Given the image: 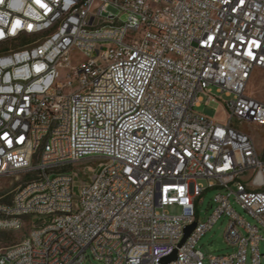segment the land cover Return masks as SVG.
I'll list each match as a JSON object with an SVG mask.
<instances>
[{"label": "built area", "instance_id": "1", "mask_svg": "<svg viewBox=\"0 0 264 264\" xmlns=\"http://www.w3.org/2000/svg\"><path fill=\"white\" fill-rule=\"evenodd\" d=\"M258 69L264 0H0V178H22L0 196V237L27 230L0 264H161L175 251L169 264H205L198 241L223 216L235 250L210 262L262 264L264 150L244 128H264V100L247 92ZM213 102L226 121L196 110Z\"/></svg>", "mask_w": 264, "mask_h": 264}, {"label": "rangeland", "instance_id": "2", "mask_svg": "<svg viewBox=\"0 0 264 264\" xmlns=\"http://www.w3.org/2000/svg\"><path fill=\"white\" fill-rule=\"evenodd\" d=\"M97 55V52L94 53ZM79 57L78 52H75L73 55L74 63H77V59ZM62 79H65V72L62 73ZM215 90V89H214ZM247 92L252 94L262 100H264V70L258 69L253 74ZM224 99L228 98L226 95H223ZM206 98V97H205ZM219 108V113L216 112L215 108ZM223 107L219 103H211L210 105H206L202 103L201 106L196 107V110L207 114L210 117H216L221 121H226L224 114L222 112ZM244 128L251 132L256 140L257 146L260 150H264V128L256 127L253 125H245ZM99 160L94 159H86L83 161L85 169H83L87 173H91V170L100 169ZM83 168V166H80ZM78 180H84L83 177L78 178ZM22 181V178H17L16 176L12 177H2L0 178V196L6 193H12L18 186V184ZM201 184H205V180L199 181ZM221 189L213 188L209 189L206 193L202 194L196 200V209H197V217L201 221L207 220L210 214L213 212L215 207V202L213 200L215 194L219 192ZM233 206L236 211L245 218V220L250 221L251 223H255V219L239 204L233 202ZM175 212H180L179 208L174 209ZM229 218L227 216H223L217 220V222L212 226L210 230H208L198 241V247L204 252L206 259L205 264H213L209 260L210 255H219V254H229L232 253L235 248L229 244L226 239L225 231L228 226ZM26 229L20 231H12L5 232L0 237V246H7L12 243L19 241L26 233ZM261 252L264 254V241L260 244ZM262 264H264V255L261 258ZM84 264H101L98 260H96L93 256L89 257ZM248 264H251L250 260Z\"/></svg>", "mask_w": 264, "mask_h": 264}, {"label": "water", "instance_id": "3", "mask_svg": "<svg viewBox=\"0 0 264 264\" xmlns=\"http://www.w3.org/2000/svg\"><path fill=\"white\" fill-rule=\"evenodd\" d=\"M196 226V222L188 225L185 229V236L182 239L180 246L183 245L186 241V239L188 238V236L191 234L192 230L194 229V227ZM177 258V251H175L173 254H171L170 256H167L165 258L162 259L161 264H169L171 261L175 260Z\"/></svg>", "mask_w": 264, "mask_h": 264}]
</instances>
